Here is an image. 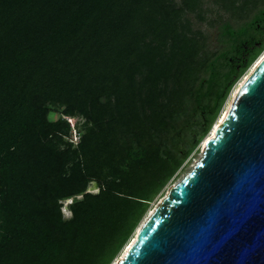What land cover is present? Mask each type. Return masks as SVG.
Returning <instances> with one entry per match:
<instances>
[{
	"label": "trees",
	"instance_id": "16d2710c",
	"mask_svg": "<svg viewBox=\"0 0 264 264\" xmlns=\"http://www.w3.org/2000/svg\"><path fill=\"white\" fill-rule=\"evenodd\" d=\"M171 1L0 0V264H113L264 50V7L203 60Z\"/></svg>",
	"mask_w": 264,
	"mask_h": 264
},
{
	"label": "water",
	"instance_id": "95a60500",
	"mask_svg": "<svg viewBox=\"0 0 264 264\" xmlns=\"http://www.w3.org/2000/svg\"><path fill=\"white\" fill-rule=\"evenodd\" d=\"M152 211L119 264H264V58Z\"/></svg>",
	"mask_w": 264,
	"mask_h": 264
},
{
	"label": "rangeland",
	"instance_id": "374dc122",
	"mask_svg": "<svg viewBox=\"0 0 264 264\" xmlns=\"http://www.w3.org/2000/svg\"><path fill=\"white\" fill-rule=\"evenodd\" d=\"M184 1L186 0H172L171 2L174 4V6L180 8L182 7ZM263 7H264V0H201L199 5L196 7L194 11L187 8L185 9V12L182 16V22L187 26L189 25V27L192 29L194 33L198 32L196 37L199 38V42L202 47L200 57L201 59L205 60L212 57L214 53H216L222 48V43L220 42L219 39V33H220L219 27L222 23L226 21H230L235 25L240 24L242 21L251 18L253 14L257 11V9ZM263 53L264 50L258 55L257 59ZM254 62L252 63V65L254 64ZM251 66L249 67V69L251 68ZM249 69L247 70V72L249 71ZM242 78L239 80V82L242 80ZM184 84H185L184 91H186L188 89V83L186 82ZM170 87H172V85ZM229 99L227 100L226 105ZM51 109L52 111L49 115V120L53 122L60 118V112L54 106ZM68 121L71 124L72 132L69 135V137L65 138V141L73 143V147L75 148L80 143L81 134L84 133L83 124L85 123V119L82 116H76L70 118V120ZM208 136L209 134H206L199 140V142L196 144V147L191 151L188 158H186L185 161H183L182 166L174 175L172 180L165 186L163 191L160 194H158L156 198L153 200V202L150 205L151 208L148 210V213L142 219L138 227H140L144 223L147 216L149 215V212L158 206V204L162 201V199L167 195L168 191L174 185L179 183L193 169L197 161L200 160L204 151V147H202V145L204 143V140L207 139ZM123 141L124 138H121V142ZM185 141L189 142L188 138ZM186 142L184 145L183 144L181 145L185 146ZM190 146L191 145H189V147ZM94 184L95 183L91 185L90 189L94 188ZM91 191L98 192L99 190L94 189ZM70 202L71 201H66L62 209V213L66 219L72 217V213L68 207ZM136 231L137 229L135 230L134 235L136 234ZM120 254L115 258L113 264H115V261L120 256Z\"/></svg>",
	"mask_w": 264,
	"mask_h": 264
},
{
	"label": "bare ground",
	"instance_id": "6f19581e",
	"mask_svg": "<svg viewBox=\"0 0 264 264\" xmlns=\"http://www.w3.org/2000/svg\"><path fill=\"white\" fill-rule=\"evenodd\" d=\"M264 58V53L256 60V62H254V64L252 65V67L250 68V70L248 71V73L242 78V80L237 84V86L235 87V89H234V91L232 92V94H231V97H230V99H229V101H228V103H227V105H226V107H225V109L223 110V112L221 113V115H220V117H219V119L217 120V122L215 123V126H213V128H212V130H211V133H209V136L208 137H214L215 136V133H216V131H217V129H218V127H219V125H220V123H221V121H222V119L225 117V115H226V113H227V111H228V109H229V106H230V104H231V102H232V99H233V96L236 94V92L238 91V89H239V87L242 85V83L247 79V77L254 71V69L257 67V65L260 63V61L262 60ZM207 137V138H208ZM206 140L207 139H205L204 140V143H203V145H202V147H204L205 148V145H206ZM153 211L151 210L150 212H149V214H151ZM141 227V226H140ZM140 227L137 229V231H136V234H135V237L125 246V248H124V250H123V252L121 253V255L117 258V260L115 261V264H119V261L121 260V259H123L124 258V256L126 255V253H127V251H128V249H129V247L131 246V244L135 241V238H136V235H137V233H138V230L140 229Z\"/></svg>",
	"mask_w": 264,
	"mask_h": 264
},
{
	"label": "built area",
	"instance_id": "2783aa9c",
	"mask_svg": "<svg viewBox=\"0 0 264 264\" xmlns=\"http://www.w3.org/2000/svg\"><path fill=\"white\" fill-rule=\"evenodd\" d=\"M68 120H70V118H68Z\"/></svg>",
	"mask_w": 264,
	"mask_h": 264
}]
</instances>
